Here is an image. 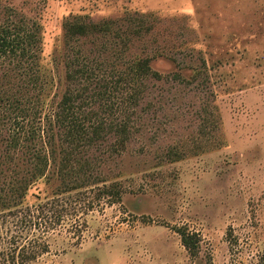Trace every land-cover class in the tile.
<instances>
[{
    "label": "rangeland",
    "instance_id": "1",
    "mask_svg": "<svg viewBox=\"0 0 264 264\" xmlns=\"http://www.w3.org/2000/svg\"><path fill=\"white\" fill-rule=\"evenodd\" d=\"M6 6L41 25L47 65L80 15L114 21L70 40L105 74L136 56L159 73L135 86L124 147L109 133L84 153L105 182L66 196L49 251L27 264H264V0H0V21ZM173 226L199 234L197 257Z\"/></svg>",
    "mask_w": 264,
    "mask_h": 264
},
{
    "label": "trees",
    "instance_id": "2",
    "mask_svg": "<svg viewBox=\"0 0 264 264\" xmlns=\"http://www.w3.org/2000/svg\"><path fill=\"white\" fill-rule=\"evenodd\" d=\"M2 16L0 264H27L49 251L45 234L62 220L64 204L71 200L66 196L105 182L91 173L84 153L109 133L116 136L115 147H124L131 133L129 104H135L142 91L135 86L147 75L159 77V73L150 67L151 58L136 56L122 71L105 74L101 63L72 49L70 40L92 34L104 38L114 23L111 19L64 18L61 43L47 65L41 25L11 6L3 9ZM119 30L115 28L112 36L121 39ZM129 40V36L122 40L124 46ZM69 49L73 52L65 53ZM60 55L64 75L55 79ZM54 83L63 87L59 96L50 93ZM121 89L118 100H105ZM173 230L189 256L197 257L199 234L185 226Z\"/></svg>",
    "mask_w": 264,
    "mask_h": 264
}]
</instances>
